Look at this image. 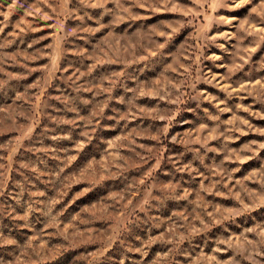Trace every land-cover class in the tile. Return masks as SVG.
<instances>
[{
  "label": "rangeland",
  "instance_id": "1",
  "mask_svg": "<svg viewBox=\"0 0 264 264\" xmlns=\"http://www.w3.org/2000/svg\"><path fill=\"white\" fill-rule=\"evenodd\" d=\"M0 264H264V0H0Z\"/></svg>",
  "mask_w": 264,
  "mask_h": 264
}]
</instances>
